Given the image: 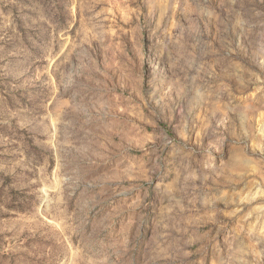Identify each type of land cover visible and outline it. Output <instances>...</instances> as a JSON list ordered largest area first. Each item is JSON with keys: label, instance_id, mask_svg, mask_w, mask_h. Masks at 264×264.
Returning a JSON list of instances; mask_svg holds the SVG:
<instances>
[{"label": "rangeland", "instance_id": "374dc122", "mask_svg": "<svg viewBox=\"0 0 264 264\" xmlns=\"http://www.w3.org/2000/svg\"><path fill=\"white\" fill-rule=\"evenodd\" d=\"M0 264H264V0H0Z\"/></svg>", "mask_w": 264, "mask_h": 264}]
</instances>
